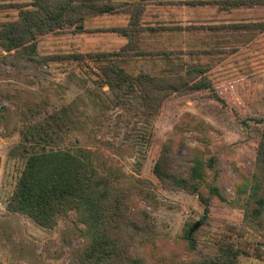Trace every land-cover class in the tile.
<instances>
[{"label": "rangeland", "instance_id": "obj_1", "mask_svg": "<svg viewBox=\"0 0 264 264\" xmlns=\"http://www.w3.org/2000/svg\"><path fill=\"white\" fill-rule=\"evenodd\" d=\"M33 1L0 0V27L18 19L19 9L12 5ZM163 10L165 18H176L173 8ZM84 23L83 33L62 29L38 37V53L55 57L47 62L13 63L5 57L14 51L9 53L0 46V263L83 264L87 226L76 211L62 217L56 227L46 228L27 214L9 209L25 154L43 147L83 150L112 177L119 174L135 183L149 182L146 187L155 198L137 192L131 211L137 219L142 218V210L148 212L153 232L146 241L136 240L130 247L137 259L132 264H185L197 259V253L209 252L215 238L229 233L226 224L239 227L243 223L263 128L264 34L256 51L250 44L239 50L240 54L201 57L225 103L206 89L171 96L159 113L153 114L143 98L135 99L139 94L135 87L110 88L98 65L86 55L118 51L127 43L125 37L106 31L126 26L125 14L91 16ZM140 41L136 40L138 49L145 50ZM174 49V45L167 49L174 57L142 55L122 61V65L135 74L142 69L184 72L194 58L179 57ZM151 50V46L146 48V52ZM254 52L257 54L249 55ZM155 59H162L161 63ZM34 125L42 127L46 138L38 144L30 134L29 141L25 139ZM169 138L186 161L219 158L221 195L212 197L204 222L205 204L197 193L164 189L153 172ZM205 172L203 194H207L216 171ZM198 221L201 224L194 231L197 249L192 251L185 237ZM244 234L241 240L248 243L251 254L241 256L237 264H264V228L247 227Z\"/></svg>", "mask_w": 264, "mask_h": 264}, {"label": "trees", "instance_id": "obj_2", "mask_svg": "<svg viewBox=\"0 0 264 264\" xmlns=\"http://www.w3.org/2000/svg\"><path fill=\"white\" fill-rule=\"evenodd\" d=\"M241 2L235 0L236 4ZM12 6L19 9L18 19L7 21L0 27V46L9 53L14 51V54L5 57L6 60L13 63L47 62L55 57H44L38 53L39 36L62 29L83 33L86 31V18L124 12L130 15L128 24L106 31L119 33L127 39V43L118 51L86 54L98 65L110 88L135 87L139 93L135 99L143 98L153 114H158L163 103L171 96H185L206 89L212 92L216 100L225 103L207 75V65L194 63L184 72L142 69L136 74L122 65V61L149 53L138 49L136 43V36L143 29L141 19L146 9L145 3L121 0H34ZM261 123L263 128L257 146L254 181L245 204L243 223L239 227L226 224L227 235L215 238L209 252L197 253V259L185 264H237L241 256L251 254L250 246L241 239L247 227L264 228V117ZM41 128L34 125L31 128L34 131L26 133V141L30 139L29 134L36 144L46 139ZM28 153L25 154L24 169L9 201V209L27 214L46 228L56 227L62 217L76 211L79 220L87 226L88 242L82 249L83 264L136 262L137 259L129 252L130 247L136 240L149 239L153 227L148 212L142 210L141 219L134 217L131 202L139 191H144L143 195L147 199L155 198V194L146 187L149 182L135 183L130 181L129 176L119 174L112 177L103 172L83 150L43 147ZM218 161V156L189 158L186 161L177 152L173 138H169L162 146L153 172L164 189L197 193L205 204L201 219L204 222L209 216L212 197L221 195L217 185ZM205 170L216 171L207 194H203V188H207L204 185ZM197 237L190 231L185 237L192 251L197 249ZM258 257L261 255L258 254Z\"/></svg>", "mask_w": 264, "mask_h": 264}, {"label": "crops", "instance_id": "obj_3", "mask_svg": "<svg viewBox=\"0 0 264 264\" xmlns=\"http://www.w3.org/2000/svg\"><path fill=\"white\" fill-rule=\"evenodd\" d=\"M121 1L146 4L141 19L143 29L136 36L140 39L136 38V40H141L140 42L145 45L142 46L145 52L149 46L153 48L146 54L152 58L174 57L172 53L168 54L171 50H167L173 49L174 45L177 56L194 58L193 64H203L201 57L214 58L240 54L239 50L245 49L250 44L253 51H256L257 44L264 34V0H240L242 2L237 4L235 0ZM172 8L176 16L172 18L174 20L162 16L163 9ZM124 14L128 23L130 15ZM220 18L222 20H219ZM256 54L254 52L249 55ZM161 60L155 59L157 63H161Z\"/></svg>", "mask_w": 264, "mask_h": 264}, {"label": "water", "instance_id": "obj_4", "mask_svg": "<svg viewBox=\"0 0 264 264\" xmlns=\"http://www.w3.org/2000/svg\"><path fill=\"white\" fill-rule=\"evenodd\" d=\"M200 222L198 221V222H196L194 225H193V227L191 228V230H190V234L191 233H193L199 226H200Z\"/></svg>", "mask_w": 264, "mask_h": 264}]
</instances>
